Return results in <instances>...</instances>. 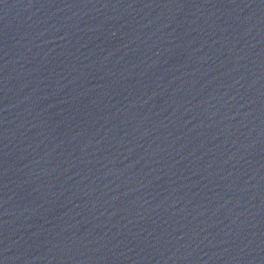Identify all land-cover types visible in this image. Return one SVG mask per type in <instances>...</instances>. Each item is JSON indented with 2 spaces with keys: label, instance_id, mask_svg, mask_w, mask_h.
Returning <instances> with one entry per match:
<instances>
[{
  "label": "water",
  "instance_id": "obj_1",
  "mask_svg": "<svg viewBox=\"0 0 264 264\" xmlns=\"http://www.w3.org/2000/svg\"><path fill=\"white\" fill-rule=\"evenodd\" d=\"M0 264H264V0H0Z\"/></svg>",
  "mask_w": 264,
  "mask_h": 264
}]
</instances>
